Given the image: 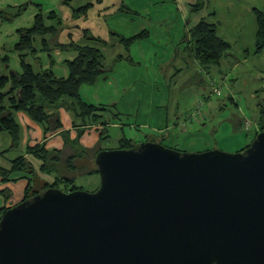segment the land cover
Masks as SVG:
<instances>
[{"label":"rangeland","instance_id":"1","mask_svg":"<svg viewBox=\"0 0 264 264\" xmlns=\"http://www.w3.org/2000/svg\"><path fill=\"white\" fill-rule=\"evenodd\" d=\"M80 9L85 10L78 12ZM256 11L264 13V0H0V69L5 74L8 66H14L13 56L19 53V30L32 27L38 14L55 29L45 36L35 35L38 49L44 37L54 40V45L71 40L80 45L90 44V40L99 47L106 44L101 46L106 71L96 81L83 83L80 89L84 102L105 109L93 111L102 118L82 115L72 119L64 110L69 111L74 101L66 98L57 104L63 115L61 136L72 142L79 135L74 145L79 154L73 158L72 168L62 156L60 162H50L44 171L30 159L39 185L57 183L56 188L63 191L76 185L88 192L96 191L101 176L96 171L95 154L100 148H126L121 145L124 138L137 145L160 140L189 153H238L247 149L259 128L258 103L264 104V46L257 52ZM54 12L62 22L50 17ZM203 15L217 25V35L230 45L222 60L210 66L201 65L192 55L196 44L192 23ZM144 32L147 36L134 39L130 47L119 41ZM8 56L12 61L5 62ZM201 99L206 105L192 119ZM175 115L180 117L179 127ZM238 120L241 125L236 124ZM81 122L93 127L84 131ZM17 136V144L12 146L13 135L6 129L0 131V167H7L21 155L27 158L24 132L19 130ZM13 188L15 193L7 192L9 207L25 196ZM4 199L1 194L0 203Z\"/></svg>","mask_w":264,"mask_h":264},{"label":"water","instance_id":"2","mask_svg":"<svg viewBox=\"0 0 264 264\" xmlns=\"http://www.w3.org/2000/svg\"><path fill=\"white\" fill-rule=\"evenodd\" d=\"M96 163V191L6 210L0 264H264V131L238 153L147 140Z\"/></svg>","mask_w":264,"mask_h":264},{"label":"trees","instance_id":"3","mask_svg":"<svg viewBox=\"0 0 264 264\" xmlns=\"http://www.w3.org/2000/svg\"><path fill=\"white\" fill-rule=\"evenodd\" d=\"M84 8L87 9V7ZM85 9H80L78 12ZM256 12L259 20L257 34L259 42L257 52H259L264 46V13H260V11ZM50 17L55 19L59 18V15L54 12L50 15ZM59 21L62 22L63 20L59 18ZM54 30L53 26H47L45 24L44 16L42 14H38L36 16L35 24L32 27L19 30L20 40L16 45V50L20 53L22 60V73L10 69L9 66L7 67L8 73L6 74L0 69V124L2 126V130L6 129L13 135L15 143L19 139L17 134L20 130L19 124L13 116L15 112H27L33 120L43 125L46 124V130L48 131L50 130L48 124H55V115L49 114L48 111L53 106L57 107V104L66 98H70L74 101L75 104L73 105L72 103V108L77 112V116L83 115L84 118L87 116H93L94 120H98V117H102L100 115L97 116L95 113L93 114V111L105 110L103 107H98L94 104L84 102L81 99L80 89L83 83H92L96 81L97 78L104 71H106V67L103 63V60H105V54L101 47L106 44H102L99 47L97 43L90 40H95V38L89 37L91 43L86 45L77 44L72 40L68 44L59 43L55 45L63 48H72L78 52V57L75 60L67 61L70 68V75L68 78L56 77L51 69L35 71L33 65L28 62L27 58L29 53L36 54L40 50H46L53 44L54 41H50L44 37L42 39V48L38 49L35 46V35L45 36ZM191 32L195 38L194 42L196 43L195 47L192 48V52L201 65L210 66L218 64L220 60H222L224 53L230 45L217 35V25L215 23H210L206 19H202L191 29ZM145 34L147 36L148 32H144L143 34L136 35L131 38L119 37V41L130 47V44L134 39L142 37ZM95 41L101 42V40L97 38ZM258 108L260 114L258 117L259 128L257 129V135L259 132L264 131V104L258 103ZM190 121L192 120H187L185 122L189 123ZM105 122L106 120L103 121V123ZM55 125L57 126V129L60 128V121H56ZM150 140L160 142V140ZM121 145L126 148H131L136 144L132 142V139L124 138L121 141ZM102 149L103 148L98 149L95 157ZM27 153L33 154L34 157L42 161L40 166L42 171L48 168L50 162H52L51 160L55 159L56 162H60V158L62 157L56 150H48L45 145H35L34 147H29ZM72 161L73 158L69 160V166L71 168L72 166H75L74 163L71 165ZM11 166L12 170L10 171H7L4 167H0V173L6 175L4 180H9V177L16 173L17 175L24 174L26 176L30 174L29 184L25 190V196L22 201L49 187L57 186V183H46L44 186L39 185V177L37 176V172L34 170L35 166L25 156L21 155L12 160ZM54 170L57 171V169ZM8 172L10 175H7ZM31 176L35 177V180ZM21 178H24V176L17 178V180ZM59 180L65 181L64 179ZM34 181L38 183V186L36 185L37 183H34ZM76 189H82V187L75 185L73 189H70V191ZM8 191L10 190L7 189L0 192L4 194L6 201L10 199L9 195H7ZM9 208L10 207L7 204L0 207V220Z\"/></svg>","mask_w":264,"mask_h":264},{"label":"crops","instance_id":"4","mask_svg":"<svg viewBox=\"0 0 264 264\" xmlns=\"http://www.w3.org/2000/svg\"><path fill=\"white\" fill-rule=\"evenodd\" d=\"M196 18H198V19H196ZM202 19L207 20V18L204 15L202 17H195L194 18V20H198V21L193 22V20L191 19V22H193L192 25L194 26V25L198 24ZM53 45L54 44H52L46 50L43 49V50L38 51L36 54H34V53L32 55L29 54L27 60L30 64L33 65V68L35 69V71L51 69L53 71V74L56 77L68 78L70 75V68L68 66L67 61L75 60L78 57V52L73 50L72 48H68V47L63 48L60 46L54 47L55 45L54 46ZM64 49L69 50V52L64 53L63 52ZM15 54H16V56H13L14 57V59H13V65L14 66L12 68L10 66L9 67H10V69H13L19 73H22V60L20 57V53H15ZM192 55H194V53H192ZM30 56H33V58ZM194 57H195V55H194ZM4 61L10 62V61H12V58L8 56L4 59ZM6 73H8L7 70H6ZM71 106H72V102H71ZM69 111L64 110V113L66 115H70V117H72V119H73V117H76V119H78L79 116H77V112L74 111V109L72 107ZM48 113L51 115H55V117H54L55 124H56V121L59 120L61 123V126L63 125L62 124L63 115H62L61 111L59 110V108H57L56 106H53L48 111ZM13 116L15 117L17 123L19 124L20 130H22L24 132V138H22V141L25 143V146H26V154L25 155L27 156V158L29 160L31 159L32 162H34V164L37 166V168L38 167L40 168V166L42 164L41 161L38 158L34 157L33 154L27 153L28 148L34 147L35 145H45L48 150H56L58 153H60L61 156L67 157L66 159H67L68 165L70 164L69 160L71 158H77L79 153H77L78 151L76 150V147L74 145H77V140L79 138V135H75L72 142H70V141L66 142L65 138L63 136H61L62 129H59V128L57 129V126L55 124L49 123L48 126L50 127V130L47 131L46 130V128H47L46 124L43 125V124L33 120L27 112L18 111V112H15L13 114ZM174 120L177 121L176 127L181 126L179 116L175 115ZM82 124L83 125H81V126H83L84 131L86 128L91 129L93 127V126L86 125L85 122H83ZM116 124H114V125L117 126L118 124L117 125ZM236 124L241 125V122H239V120H238L236 122ZM75 125H76L75 123L72 124L73 128H75ZM96 125H97V127L100 126L98 124H96ZM83 134H84V132L82 133V135ZM80 138L82 139L83 136H81ZM16 144L17 143L14 142L12 146H16ZM95 159H96V157H95ZM51 161H55V159H53ZM11 165H12V161L8 162L7 167H4V168H6L7 171H10V170H12ZM75 169L77 170L78 168H75ZM7 175H10V174H7ZM21 176H24V178L17 180V178H19ZM5 177H6V175L4 176L0 173V192L3 191L4 188H7L10 191L12 190L14 192L13 187L15 186L18 188V194H24L25 193V190L29 184V176H26L24 174L23 175H17V173H16V174H12L9 177V180H4ZM12 191H11V193H12ZM1 194L2 193H0V195ZM19 197L20 196H18L17 198H19ZM0 204H1L0 207L4 206L6 204V200L4 199L3 203H0Z\"/></svg>","mask_w":264,"mask_h":264},{"label":"built area","instance_id":"5","mask_svg":"<svg viewBox=\"0 0 264 264\" xmlns=\"http://www.w3.org/2000/svg\"><path fill=\"white\" fill-rule=\"evenodd\" d=\"M214 91H215L216 93H220V89H219V88H215ZM204 104L206 105L204 99H201V100H200V103H199V105H198L197 111L194 113V115L191 116L192 119H196V114H199V113L202 112L201 110H202ZM247 123H249L248 120L246 121V124H247Z\"/></svg>","mask_w":264,"mask_h":264},{"label":"bare ground","instance_id":"6","mask_svg":"<svg viewBox=\"0 0 264 264\" xmlns=\"http://www.w3.org/2000/svg\"><path fill=\"white\" fill-rule=\"evenodd\" d=\"M0 130H1V124H0Z\"/></svg>","mask_w":264,"mask_h":264}]
</instances>
